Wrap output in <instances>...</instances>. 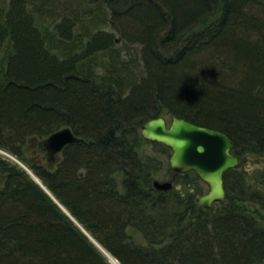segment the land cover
Wrapping results in <instances>:
<instances>
[{"label":"trees","instance_id":"trees-1","mask_svg":"<svg viewBox=\"0 0 264 264\" xmlns=\"http://www.w3.org/2000/svg\"><path fill=\"white\" fill-rule=\"evenodd\" d=\"M7 2L0 151L26 169L0 155V264H111L94 243L119 264H264V0H54L52 31L34 0ZM174 116L234 142L223 205L142 138ZM65 128L83 142L51 162L41 144Z\"/></svg>","mask_w":264,"mask_h":264},{"label":"water","instance_id":"water-1","mask_svg":"<svg viewBox=\"0 0 264 264\" xmlns=\"http://www.w3.org/2000/svg\"><path fill=\"white\" fill-rule=\"evenodd\" d=\"M141 135L146 142L162 145L171 150L169 167L173 172L177 174L193 172L208 187L207 193L197 199L202 208L210 209L215 204L225 203L224 176L229 170L239 169L241 166L240 158L232 153L234 142L226 134L174 116L170 120L165 117L149 120L142 126ZM82 142L83 140L76 137L69 128H65L43 141L41 147L48 151L49 161L54 162L66 147ZM29 174L55 201L41 181L32 173ZM153 187L157 191L167 193L174 188V181L155 180ZM60 207L67 213L62 206ZM94 244L104 251L97 243ZM103 253L111 261L112 257L105 251Z\"/></svg>","mask_w":264,"mask_h":264},{"label":"rangeland","instance_id":"rangeland-1","mask_svg":"<svg viewBox=\"0 0 264 264\" xmlns=\"http://www.w3.org/2000/svg\"><path fill=\"white\" fill-rule=\"evenodd\" d=\"M52 1L54 0H34V6H38V7H42V12L41 14H46L45 17H41V21L39 24H43V28H48L49 27V30L52 31V27L54 26L55 22L59 20V12H55L54 8H53V4H52ZM59 1H64V0H59ZM36 4V5H35ZM8 7V2L7 0H0V8H7ZM51 14V15H50ZM53 14V15H52ZM35 16L38 18V14H35ZM53 17V18H51ZM133 47V46H132ZM128 47H125V45L123 43H120L118 44L116 47H114L115 51L119 54V63H122V61H126L128 58ZM133 48H135L134 50H129L130 53H132L134 55L133 58H135L137 60V65L135 66V69L139 72L140 71V67H139V55L137 54L138 53V49L139 47L137 46H134ZM127 50V52H126ZM111 53H106V54H100V55H97V57L95 58L96 60V63L98 64L99 68L97 69V72L98 74L100 75H103V72H104V67L102 66L103 64H108V59L105 60L104 58L108 57V55H110ZM152 149L151 147L148 148V150L150 152H152ZM0 155L1 156H4L14 162H16L14 159H12L10 156L4 154L3 152L0 151ZM168 162H169V158H168ZM18 163V162H16ZM21 167H23L24 169H26V167L20 163H18ZM157 181H160V182H168V181H174V186H175V183H176V180L171 176V177H165V178H158L156 179ZM136 240H139L138 238ZM140 241V240H139ZM138 242V241H137ZM140 243V242H139ZM104 252V251H103ZM105 255V254H104ZM109 260V259H108ZM116 260H113L111 258V261L109 260V262L112 264V262ZM114 263V262H113ZM117 263V262H116ZM114 263V264H116ZM118 264V263H117Z\"/></svg>","mask_w":264,"mask_h":264},{"label":"bare ground","instance_id":"bare-ground-1","mask_svg":"<svg viewBox=\"0 0 264 264\" xmlns=\"http://www.w3.org/2000/svg\"><path fill=\"white\" fill-rule=\"evenodd\" d=\"M111 258V257H110ZM113 259V258H112ZM114 260V259H113ZM114 263H116L115 261H113ZM117 264V263H116Z\"/></svg>","mask_w":264,"mask_h":264}]
</instances>
